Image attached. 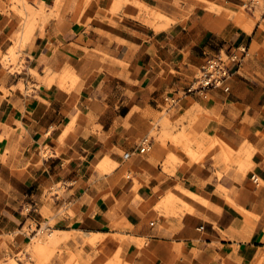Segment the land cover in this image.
I'll return each mask as SVG.
<instances>
[{
    "label": "crops",
    "instance_id": "obj_1",
    "mask_svg": "<svg viewBox=\"0 0 264 264\" xmlns=\"http://www.w3.org/2000/svg\"><path fill=\"white\" fill-rule=\"evenodd\" d=\"M132 1L162 10V28ZM170 1L0 0V264L27 260V223L54 233L49 245L69 237L72 264H264V9L248 23L225 15L242 0H189L187 13ZM237 48L227 92L182 94ZM163 111L198 137L137 154Z\"/></svg>",
    "mask_w": 264,
    "mask_h": 264
},
{
    "label": "rangeland",
    "instance_id": "obj_2",
    "mask_svg": "<svg viewBox=\"0 0 264 264\" xmlns=\"http://www.w3.org/2000/svg\"><path fill=\"white\" fill-rule=\"evenodd\" d=\"M119 2V0H118ZM202 3L205 4V11L211 12L214 15H219L220 13V9L219 8H215L212 4H208L204 1H201ZM243 6L242 8H237L235 10L234 13H230V12H226L225 15L228 19H232L234 17L235 20H238L239 18H244L246 20V22L248 23H252L253 21H255L258 17H259V13L261 12V10L264 9V0H242ZM132 4L136 7L137 11H138V16L136 17L137 20H139L140 22H142L145 26L151 27L154 31H157L159 29H161V22H165L166 19L159 13L160 11L162 12V10H159L157 8H153L150 6H147L146 4H143L141 2L138 1H132ZM249 4H251L250 6L253 7L252 9V17L253 19L248 17L247 13H250V9H249ZM170 8L172 9H180V7H184L185 11L184 12H190V10L192 9L190 6V2L189 0H171L170 1V5H168ZM157 9V10H156ZM168 22H173V19H168ZM222 52H220V55L222 56ZM8 64H15V62H2V66L5 67ZM73 83V80H71ZM184 91V90H183ZM179 96H182V94H180ZM182 122H184L185 124L182 125ZM191 120L190 118H188L185 115H183L182 117L179 118L178 121L174 122V123H170L168 116L164 115V111L161 114L156 115V117H154L151 122H150V130L148 132L147 135V139H151L155 142H160L161 144H164L165 142H169L174 146H178L175 145L172 141H171V137L172 136H177V134L179 135L181 133V135L185 138L188 137L191 140H195L198 135L194 134L190 128L191 126ZM219 144L218 141L213 142V145ZM180 148V146H178ZM226 147V146H224ZM181 150V148H180ZM187 153L191 154L189 152V149L186 148ZM250 150V149H249ZM182 151V150H181ZM200 154L199 158L204 155ZM122 156V154H121ZM196 161V159H195ZM171 163H175V160L172 161ZM223 164V163H222ZM224 165V170L222 171L224 175H226V172L230 171V169L233 168V166L231 165ZM243 169L246 170L245 173L242 175L243 177L245 175H247L250 171L251 168V163L250 164H246V162L243 160ZM220 174L218 176H216V178H219ZM60 185H56L55 187H53L48 193L49 195L52 194L56 188H59L57 190H59L57 192V194L61 193V189H60ZM42 215H43V211H42ZM27 226L30 227V231L34 230V226L31 223H27ZM41 227H45L44 224H40L39 228ZM46 228V227H45ZM47 229V228H46ZM26 230V228L24 229V231ZM50 230V229H48ZM47 231H43V234H47ZM49 237L47 238L46 235H44L43 237H38L36 238V240L29 242V247H27L25 250H23L22 253H25L27 255V257L29 258V261L24 259L23 255L21 253H19L16 258H18L20 260L21 264H36L38 262L39 256L37 254V252L35 251V244L37 243V241H39L40 243L45 244V248L48 250L47 253V259L45 261V264L51 263L54 260H58L61 264H72V257L71 255H67V258L63 260L62 258V253L64 252L62 249H60L59 245L61 244V242H63L64 240H66L69 237H66L65 239H62L61 241H59L57 244L55 245H49L50 243H52L53 238H55V234L54 233H48ZM86 241L82 240L81 244L85 243ZM10 258H12L13 256L9 255ZM7 257L4 256V260ZM6 262V261H5Z\"/></svg>",
    "mask_w": 264,
    "mask_h": 264
},
{
    "label": "built area",
    "instance_id": "obj_3",
    "mask_svg": "<svg viewBox=\"0 0 264 264\" xmlns=\"http://www.w3.org/2000/svg\"><path fill=\"white\" fill-rule=\"evenodd\" d=\"M244 55L243 48H237L233 52L228 54L220 55V52L214 56L206 59L201 66L197 69L191 83L185 87L183 95H190L195 93H200L207 89H219L222 92H227L226 82L232 76V74L239 68L242 56ZM166 100V99H165ZM175 99H168V107L175 103ZM149 139L144 138L140 141L138 147L134 150L137 154H142L148 150ZM129 154L124 153L121 156L122 160H126ZM252 182H255L253 176H250ZM51 194L52 196H57V190ZM61 193L63 188L60 187ZM60 193V194H61ZM68 204V203H67Z\"/></svg>",
    "mask_w": 264,
    "mask_h": 264
},
{
    "label": "bare ground",
    "instance_id": "obj_4",
    "mask_svg": "<svg viewBox=\"0 0 264 264\" xmlns=\"http://www.w3.org/2000/svg\"><path fill=\"white\" fill-rule=\"evenodd\" d=\"M4 61V60H3ZM43 231H46L44 228H38V229H35L32 230V233H33V237L32 238H36V237H43L44 235H46V237L49 236V234H43ZM24 255V254H22ZM27 260L29 261V258H27Z\"/></svg>",
    "mask_w": 264,
    "mask_h": 264
}]
</instances>
